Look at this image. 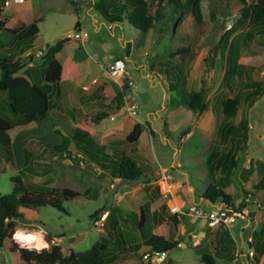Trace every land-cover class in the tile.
I'll return each mask as SVG.
<instances>
[{
  "label": "rangeland",
  "instance_id": "1",
  "mask_svg": "<svg viewBox=\"0 0 264 264\" xmlns=\"http://www.w3.org/2000/svg\"><path fill=\"white\" fill-rule=\"evenodd\" d=\"M123 2L25 0L7 8L0 5L1 20L13 29L32 24L38 28L33 42L14 39L13 44H9L13 35L0 31V57L7 56V49L13 55L14 42H19L23 46L19 54L25 53V59L17 61L24 60V67L46 64L45 47L70 34L57 55L64 69L58 91L51 93L44 80L39 84L51 96L50 113L43 121L24 122L8 112L7 101L1 97L0 115L14 125V150L8 159L0 150V196L11 192L14 178L29 188L72 186L82 196L64 203L66 213L49 208L20 209L22 222L15 223L11 240L28 250L61 246L76 252L106 241L105 258L113 264H206L203 256H210L209 264H263L264 250L258 255L252 244L257 242L264 249V193L254 191L261 179L257 163H264V27L249 26L240 12L243 7L252 8L256 0H201L199 24L191 13L163 1L161 21L147 33L111 19ZM155 10L149 6L151 14ZM79 31L87 35L86 41L74 37ZM38 50L43 52L40 57L33 54ZM111 59L124 60L134 80L126 93L120 84L106 78ZM164 67L174 74L170 83L175 90L168 89L170 80ZM202 84L205 111L197 115L187 109V94ZM105 85L124 93L119 109L103 98L101 88ZM235 96L239 105L234 117H223L222 101ZM128 102L138 104L135 118L127 114ZM104 105L111 108L107 117L95 125L88 124ZM136 124L142 126L147 140L153 138L145 158L153 163L155 170L149 169L148 176L157 177L156 182L125 184L107 173L103 175L73 138L76 131L85 132L106 153L116 148L141 161L136 146L125 141ZM229 124L233 129L224 128ZM186 128L189 139L187 135V142L180 144ZM177 161L183 169L172 168ZM158 163L171 168L167 173L180 185L178 194L186 199L185 212L191 205L186 198L189 193L200 202L213 185L240 211L234 226L207 230L204 222L189 214L178 215V224H174L169 202L174 191L158 183L162 178ZM179 170L186 175H180ZM155 186L158 193L153 190ZM200 205L208 206L205 201ZM140 210L144 215L141 232ZM156 217L158 222L168 221L167 239L175 247L170 253L153 257L146 241ZM252 231L257 235L254 240L249 237ZM17 233L39 235L46 247L17 239ZM189 235L192 238L185 241ZM0 264H14L2 249Z\"/></svg>",
  "mask_w": 264,
  "mask_h": 264
},
{
  "label": "trees",
  "instance_id": "2",
  "mask_svg": "<svg viewBox=\"0 0 264 264\" xmlns=\"http://www.w3.org/2000/svg\"><path fill=\"white\" fill-rule=\"evenodd\" d=\"M163 1L174 9H180L192 14L196 23L202 22V13L200 7L201 0H124L119 4L116 10L117 14H112L113 21L125 22L134 29L147 33L154 27V24L161 21L159 9ZM4 0H0V5L3 6ZM0 6V31L17 36L18 40L33 42L38 33V28L35 24L30 26H22L18 29H12L11 25L1 20ZM149 6L155 7L154 14L149 11ZM241 16L248 21L249 26L253 28L264 27V0H256L252 8L243 7ZM107 15L106 12L103 13ZM109 17V16H108ZM78 23H76V26ZM68 40H57L55 43L45 47L44 60L46 67L43 69L44 81L47 88L51 89V93L58 91V82L62 78V65L56 60V55L61 52L64 43ZM169 64L172 65L171 62ZM167 65V64H166ZM24 60L13 61L9 58H0V100L3 96L7 101V110L12 115L19 116L24 122L36 123L43 121L50 113L51 96L47 89L32 83L25 76L19 74L24 68ZM168 67H164L168 71ZM169 77V90H175L176 86L171 84V78L174 74L167 73ZM176 80V78H174ZM127 87H124L126 90ZM259 88L257 87V91ZM205 84L198 87L196 91L187 94V109L192 113H203L205 105L203 102ZM101 93L106 102L112 103L115 109H119L123 103V92L114 91L109 85L101 88ZM259 92H254L253 95H258ZM239 105V98H227L221 103L222 115L225 118L234 117ZM103 111L97 113L93 120H89L88 124L95 125L107 117V113L111 111L107 105L103 106ZM1 108V104H0ZM226 127V126H225ZM224 127V128H225ZM227 128L233 129L230 125ZM228 129V130H229ZM14 125L9 119L0 115V150H4V156L8 159L14 150L12 132ZM143 128L140 124H136L132 131L127 135L125 141L127 144L135 143L140 137ZM189 133V128H186L181 133V138ZM75 142L80 143L83 148L79 150L83 155L97 165L104 175L107 173L112 179H118L125 184H133L139 180L151 182L152 179L144 174V171L136 165L123 151L113 148L110 153H106V149L102 146L93 144L85 132L76 131L73 135ZM96 147V149L90 147ZM102 149V150H100ZM259 163V162H258ZM257 163V170L261 175V179L254 185V191L264 193V163ZM13 187L10 193L0 196V250L2 249L14 264H113L112 260L106 259L105 254L108 249L106 241H101L92 245L88 250L76 252L72 249L65 250L61 246L52 248L28 250L19 246L11 240L14 234L15 223L22 222L20 209L34 210L49 208L57 212L66 213L64 203L70 202L75 198L82 197L80 192L72 186H61V188H29L19 178L12 180ZM174 190V188H173ZM205 201L212 205H218L220 202L237 211L231 205L229 197L216 188L210 185V188L201 196ZM240 210V208H239ZM240 213V211H238ZM174 224H178L175 215L170 216ZM144 217L141 214L139 227H142ZM155 226L147 237V245L150 248V256H162L170 253L174 249V243L168 239V221L155 220ZM15 234L14 236H16ZM13 236V237H14ZM255 238V234H253ZM9 240L5 245V241ZM257 246H253L254 251H258V255L263 254V246L256 242ZM204 263H212L210 256H203ZM264 264V263H263Z\"/></svg>",
  "mask_w": 264,
  "mask_h": 264
},
{
  "label": "crops",
  "instance_id": "3",
  "mask_svg": "<svg viewBox=\"0 0 264 264\" xmlns=\"http://www.w3.org/2000/svg\"><path fill=\"white\" fill-rule=\"evenodd\" d=\"M4 7V6H3ZM96 7V6H95ZM5 8H7V7H5ZM96 22V20H94V23ZM13 29V28H12ZM82 32V31H81ZM67 33H69V31H65V34H67ZM83 33V32H82ZM67 35H69V34H67ZM64 36V35H63ZM66 36V35H65ZM87 36V35H86ZM62 38V37H61ZM18 40V38H17V36H13L12 37V40L9 42V44H13V40ZM84 41H86L85 39H84ZM83 41V42H84ZM14 46H15V53L12 55L11 53H9L10 52V50H8L7 49V51H8V53H7V56L6 57H0V58H9V57H13L14 55L16 56V57H14V59H12L13 61H15V60H18L19 58H22V59H25V53L24 54H19V52H20V50L22 49V45L19 43V42H14ZM58 55V54H57ZM57 55H56V60H57ZM74 58V57H73ZM72 58V59H73ZM71 59V60H72ZM58 61V60H57ZM59 62V61H58ZM60 63V62H59ZM47 64V63H46ZM46 64H44L43 66H40V67H38V65H34L33 63H31V64H29L28 66H26V67H24L21 71H20V73L19 74H21V75H23V76H25L27 79H29L32 83H34V84H36V85H39L40 84V82H42V80H44V73H43V69L46 67ZM61 64V63H60ZM62 65V64H61ZM62 68H63V66H62ZM63 73H64V69H63ZM63 73H62V78H63ZM61 78V79H62ZM40 86V85H39ZM169 89V88H168ZM124 91H126V90H124ZM125 93V92H124ZM226 127L227 126H230V124L229 125H225ZM224 127V126H223ZM222 127V128H223ZM225 127V128H226ZM219 133H220V131H219ZM188 135V136H187ZM186 136L188 137V139H189V133L187 134ZM182 137L181 138V141H179L180 142V144H184L185 142H187V137ZM224 136H227V134L226 135H224ZM161 138V137H160ZM162 139V138H161ZM163 139H165L164 137H163ZM162 139V140H163ZM153 140V138L152 139H150V141L149 140H147L145 137H144V132L142 131V133H141V135H140V137L138 138V140L135 142V143H133V144H131V145H135L136 146V155L138 156V157H140V159H142L141 161H137V159H134V157L132 158V157H130L135 163H136V165L137 166H139L143 171H144V174L147 176V177H149L148 175V170L150 169V170H155V168L151 165V164H153L151 161H146V158H145V155H146V157H149L147 154H149V147H151L152 145H151V141ZM146 149V150H145ZM146 151V152H145ZM178 153H179V151H178ZM144 155V156H143ZM155 158V157H154ZM156 159V158H155ZM212 159V156L210 155L209 156V158H208V162H210V160ZM227 158H225V160H226ZM157 160V159H156ZM159 164V163H158ZM182 167V163H179L178 161L175 163V165H173V167L172 168H176V167ZM157 168H158V170H159V172H158V170L156 171V172H154V174L156 175L157 174V172H158V175H160V173L162 172V175H161V177L162 178H159V182L158 183H161V184H163V185H165V187H167V190L168 189H170V188H172V190H173V188H174V193H172L171 194V192H167V193H169V194H171L172 195V199L169 201L170 203H171V208L172 207H175V206H177L178 208H182L183 210L186 208V206H185V203H186V199H182V198H180V196H179V194H178V191L179 190H181L180 189V185H179V183H176L175 181H174V179H173V176L171 175V174H168L167 172L169 171L168 169H171V168H169V167H164V165H157ZM181 169H183V168H181ZM180 171V175H183V176H185L186 175V173H185V171H183V170H179ZM163 172H165L164 174H163ZM165 176H170L171 177V180H165ZM153 178H152V181L153 182H156L157 180H158V178L157 177H155V176H152ZM120 182V181H119ZM121 183V182H120ZM153 190L154 191H156L157 193H158V188H157V186H155L154 188H153ZM187 199H189L190 200V202H191V205L192 204H195V205H197V206H201V207H203V208H205V209H209V208H212V207H217V206H220L222 203H219L218 205H212V204H210L209 202H207V201H205L202 197H198L199 198V200H200V202H196V200L194 199V197H192L191 196V193H189L188 194V196L186 197ZM178 201V202H177ZM202 201H205L207 204H208V206L207 207H204V206H202V205H200L201 204V202ZM177 204V205H176ZM141 211V210H140ZM140 213V212H139ZM141 214L143 215V213H142V211H141V213L139 214V216H138V219H139V224H140V217H141ZM172 215H174V214H172ZM175 216L177 217L178 215L177 214H175ZM143 217H144V215H143ZM143 223H144V221H143ZM234 226V225H233ZM142 227H143V224H142ZM142 227L140 228L139 227V225H138V229L140 230V232L142 231ZM206 228V227H205ZM207 230H210V229H208V228H206ZM218 229H220V228H218ZM253 234H255V238L257 237V235H256V233H254L253 231L251 232V234H250V236L249 237H251L252 236V240H254V236H253ZM200 236H202V235H200ZM203 236H204V234H203ZM192 238V237H191ZM256 240V239H255ZM259 244V243H258ZM253 246H257L256 245V242L254 243L253 242V244H252ZM149 248V247H148Z\"/></svg>",
  "mask_w": 264,
  "mask_h": 264
},
{
  "label": "built area",
  "instance_id": "4",
  "mask_svg": "<svg viewBox=\"0 0 264 264\" xmlns=\"http://www.w3.org/2000/svg\"><path fill=\"white\" fill-rule=\"evenodd\" d=\"M25 0H4L3 6L8 7L11 4H22ZM76 39L84 40L87 36L85 33L79 31L77 34H74ZM36 57H40L43 55V52L38 50L36 53H33ZM107 80L119 85L123 89L125 86L127 88H131L134 84L133 78L129 76L126 70V63L122 59H111V64L107 68L105 72ZM124 82L121 84L119 81L123 80ZM126 93V91H124ZM125 109L130 118H135L138 114V104L137 102H128L125 104ZM165 172H163L164 174ZM165 180H171L170 176H165ZM245 201L248 202L246 198ZM172 214L185 216L189 214L192 218L197 221H201L205 223L206 228L214 229V228H230L235 223L240 213L237 211L228 208L227 206L221 204L217 207H212L209 209H205L201 206H197L192 204L188 206L187 211L185 212L182 208L172 207L170 208ZM149 255L144 256V259H147ZM154 257V256H153Z\"/></svg>",
  "mask_w": 264,
  "mask_h": 264
},
{
  "label": "bare ground",
  "instance_id": "5",
  "mask_svg": "<svg viewBox=\"0 0 264 264\" xmlns=\"http://www.w3.org/2000/svg\"><path fill=\"white\" fill-rule=\"evenodd\" d=\"M19 236H24V237L32 236V237H35V239H32V240H22V241L27 242V243H31V244H36V245L39 243L40 245H42L40 248H45L46 247L45 242L42 240V238L39 235L35 236V235H20L19 234ZM15 238L20 239L17 235L15 236Z\"/></svg>",
  "mask_w": 264,
  "mask_h": 264
},
{
  "label": "clouds",
  "instance_id": "6",
  "mask_svg": "<svg viewBox=\"0 0 264 264\" xmlns=\"http://www.w3.org/2000/svg\"><path fill=\"white\" fill-rule=\"evenodd\" d=\"M17 236L21 239V240H32L35 239V237L32 236H28V237H24V236H19V233H17ZM42 245H40L39 243L37 244V247H41Z\"/></svg>",
  "mask_w": 264,
  "mask_h": 264
},
{
  "label": "water",
  "instance_id": "7",
  "mask_svg": "<svg viewBox=\"0 0 264 264\" xmlns=\"http://www.w3.org/2000/svg\"><path fill=\"white\" fill-rule=\"evenodd\" d=\"M69 36H70V34H69V35H66V36H64V37H63V39H64V38H66V37H69ZM198 114H199V113H197V115H198ZM201 235L203 236V234H201ZM191 237H192V236H190V235H189L185 241H188V240H190V239H191ZM180 247H181V248L185 247V244H181V245H180Z\"/></svg>",
  "mask_w": 264,
  "mask_h": 264
}]
</instances>
